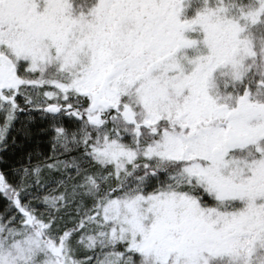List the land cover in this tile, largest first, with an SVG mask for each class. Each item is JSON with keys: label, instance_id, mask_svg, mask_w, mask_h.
Masks as SVG:
<instances>
[{"label": "snow or ice", "instance_id": "snow-or-ice-1", "mask_svg": "<svg viewBox=\"0 0 264 264\" xmlns=\"http://www.w3.org/2000/svg\"><path fill=\"white\" fill-rule=\"evenodd\" d=\"M0 264H264V0H0Z\"/></svg>", "mask_w": 264, "mask_h": 264}]
</instances>
